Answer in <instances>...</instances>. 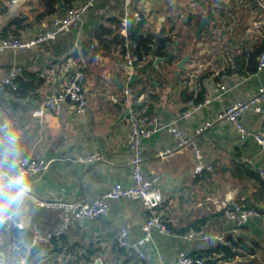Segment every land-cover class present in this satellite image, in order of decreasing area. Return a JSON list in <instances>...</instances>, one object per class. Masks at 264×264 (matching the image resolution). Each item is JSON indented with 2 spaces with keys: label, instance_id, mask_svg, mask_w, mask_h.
<instances>
[{
  "label": "crops",
  "instance_id": "crops-1",
  "mask_svg": "<svg viewBox=\"0 0 264 264\" xmlns=\"http://www.w3.org/2000/svg\"><path fill=\"white\" fill-rule=\"evenodd\" d=\"M95 3L81 26L70 33L29 51L0 53V82L15 67H22L17 83L25 96L11 88L0 89V178L4 173H15L20 159L41 154L47 168L31 180L34 197L49 202L91 201L116 182L131 184L133 153L127 139L129 115L121 100L124 88H133L132 108L138 115L155 113L166 125L178 119L190 99L201 101L206 94L214 95L216 87L227 86V93L204 111L178 121L191 140L198 126L215 120L217 111L236 101H248L264 86V70L257 72L258 55L264 51V24L256 26L262 14L256 0H149L146 7L142 0H135L132 5L144 12V22L137 25L131 21L126 27L121 22L125 0ZM177 7H182L179 14ZM57 9L49 16L45 0H0V39L42 32L52 16L61 17L66 12L59 4ZM209 9L214 10L215 18L197 36L196 29ZM199 13L202 18L197 17ZM140 38L147 41L146 48H141L149 60L141 64L151 62L153 69L148 71L146 82L130 84L123 54ZM169 38L165 57H160L161 44ZM169 53H173L174 65L157 70L154 58H166ZM186 56H190L187 70L180 71L175 64ZM141 64L133 74L143 72ZM73 68L85 72L88 111L76 114L74 104L66 99L58 114L33 117L48 96L61 91V75ZM261 107L262 113L249 111L244 115L246 128L252 133L264 131V102ZM8 133L17 138L15 150L5 151ZM198 139L206 162L214 167L202 178L193 176L196 161L192 147L176 149V138L168 129L154 133L144 143L145 171L161 178L166 196L156 214L171 232L154 234L153 241L143 248L145 259L118 243L124 229L128 244H135L142 225L151 217L139 200H116L107 220H78L63 236L38 250L28 244L32 243L30 229L38 228L42 234L56 232L63 222L61 212L38 207L31 198L19 197L12 202L10 198L16 194L6 192L0 195V204L9 198L5 214H12L25 229L0 224V264H96L98 259L99 264H159L160 256L175 263L181 251L199 255L216 249L202 239L191 243L183 240V233L199 228L211 235L224 233L228 239H244L246 244L252 239L263 242L264 217L252 219L234 232L235 224L222 210L256 203L254 195L260 180L264 181L260 174L264 172V157L254 139L242 141L232 126L218 123ZM94 153L102 160L84 163L78 159ZM247 157L253 160L250 168L244 163ZM257 204L264 210V204ZM25 248L29 250L20 251ZM233 251L238 254L233 259L216 251L208 259L212 264L246 260L237 247Z\"/></svg>",
  "mask_w": 264,
  "mask_h": 264
},
{
  "label": "built area",
  "instance_id": "built-area-1",
  "mask_svg": "<svg viewBox=\"0 0 264 264\" xmlns=\"http://www.w3.org/2000/svg\"><path fill=\"white\" fill-rule=\"evenodd\" d=\"M96 0H89L85 3H74L71 8L67 9L65 14L61 17L52 16L45 29L32 37L20 36L10 39H0V53L4 52H23L37 48L47 42H52L57 37L64 33H70L71 30L77 29L81 26L83 18L88 14L90 9L96 5ZM133 1L125 0L124 15L121 22L126 27L131 21L137 25L143 23L144 16L141 10L134 7ZM149 0H142L147 3ZM262 9L261 20L256 24L259 27L264 24V0H256ZM146 7V4H145ZM140 49L137 42L132 44L125 50L123 54L124 68L127 80L131 79L134 73L135 64H141L149 61L145 55L139 54ZM264 70V51L258 55L257 72ZM22 67H15L7 75H5L0 84V89L11 88L13 91L18 88L17 80L22 75ZM61 91L48 96L43 102L42 106L33 112V117H42L47 113L58 114L61 111L63 103L69 99L74 104L75 112L78 115H84L90 106L87 95L84 90L85 74L79 68H73L71 71H65L61 75ZM228 88L225 85H220L214 89V95H204L203 100L198 101L194 98L186 103L184 109L179 114L178 119L171 121L166 125L162 124L161 118L157 114L151 115H138L133 105V88L126 87L122 90L121 100L123 108L127 110L130 122V133L128 136V146L131 149L132 162H131V175L132 182L129 185H124L116 182L112 188L95 197V200H75L74 202H49L37 197H34L33 182L31 179L39 176L47 168L46 160L41 154L26 159H20L15 173H4L0 178V195L6 192L17 193L16 189L8 187V180L11 177L23 175L25 179V186L21 198H31L36 206L47 207L51 209H58L63 218L62 225L52 234H42L37 228H31L30 234L33 246H48L54 240L63 236L66 231L78 220H86L89 222H102L109 218L111 214L112 203L116 200H139L143 203L145 208L150 211L151 217L141 227V237L130 245L126 241V230H121L119 246L121 248L131 249L133 254L138 255L141 259H145L146 255L143 248L151 243L154 239L155 233L170 235L171 232L167 225L164 223L161 216L156 214V210L161 208L166 202L161 188V178L157 175H149L145 171V158L143 156V146L146 140L161 130L168 129L176 138V149H183L192 147V153L195 158L196 164L194 167L193 176L204 177L205 173L214 171L212 164L206 162V157L200 145L199 136L210 129L214 123L232 126L237 135L242 141L253 138L261 155L264 157V131L252 133L248 131L244 123V115L249 111L262 113V103L264 102V86L254 93L248 101H236L231 103L228 107L217 111L214 115L213 122H207L198 126L194 132L191 140L186 137L187 131L184 129L180 122L186 120L192 115L204 111L215 100L222 98L227 93ZM84 163H94V161H101V155L94 153V155L81 156L78 158ZM244 163L248 168L253 166L252 158H245ZM261 176L264 172L260 171ZM225 217L229 222L235 224L234 232L239 227L247 225L252 219H259L262 214L259 210L245 208L240 205H235L232 209L225 206L223 209ZM0 224L10 225L17 230L25 229L23 223L16 222L12 214H3L0 216ZM183 240L187 242H194V240L202 239L210 245H223L230 249H236L234 245L228 240L226 234H209L207 229L199 228L193 229L182 234ZM159 264H207L206 259L199 258L197 255L190 254L185 251L179 252V256L175 263H168L165 261L164 256H160Z\"/></svg>",
  "mask_w": 264,
  "mask_h": 264
},
{
  "label": "trees",
  "instance_id": "trees-1",
  "mask_svg": "<svg viewBox=\"0 0 264 264\" xmlns=\"http://www.w3.org/2000/svg\"><path fill=\"white\" fill-rule=\"evenodd\" d=\"M61 1L65 5V9L67 10V9L71 8V6L77 0H61ZM45 4H46V9H47L46 15L51 16V15L56 14V12L58 11V9H57V6H58L57 0H45ZM118 25H119L118 27L120 28L121 25H122L121 22L118 23ZM15 37H20V36H15ZM96 37L99 38V35L96 34ZM137 41H138V45L140 47L138 52H139V54L143 55L144 53H142V48L141 47L143 46L144 48H146L147 41H145L143 38H140ZM170 41L171 40L169 38V39H164V41L162 42L160 50H159L160 51L159 52L160 53V55H159L160 57H165V55H164L165 52H163V51L168 47ZM19 87L16 90H14V91H16L18 93L20 92V97H25L23 95V91H21L19 89ZM254 198H255V201H256L255 205L253 203L250 204L249 202H246L245 205H240V206H243V207L248 208V209H251V208L257 209L262 214V217H264V210L263 209H259V206L257 204L258 202H259V205H263L264 204V181L263 180L262 181L260 180L259 190L255 193ZM228 240L232 243V245L237 247L238 250H241L243 252V254H244V257H246V260L245 261H241L239 264H263V263H259V260H258L259 254L261 252L264 253V247H263V242L262 241L252 239L249 244H246L245 240L241 239V238L236 239V240L235 239H228ZM28 244H30L29 246H32V243H28ZM241 245H244L245 248H242ZM48 246L38 245V246H36L34 248H37L39 250L40 248L48 247ZM26 250H29V249L25 248V249L20 250V251L24 252ZM214 251H216V253H218V254L225 255L226 256L225 259H233L234 257H236L238 255V254L234 253V251L232 252V249L224 247L223 245L217 246L216 249H214L213 251L203 252V253H201L199 255H197V254L196 255L199 258L206 259L207 260V264H212V262L208 258H210V256L212 255V253Z\"/></svg>",
  "mask_w": 264,
  "mask_h": 264
},
{
  "label": "water",
  "instance_id": "water-1",
  "mask_svg": "<svg viewBox=\"0 0 264 264\" xmlns=\"http://www.w3.org/2000/svg\"><path fill=\"white\" fill-rule=\"evenodd\" d=\"M57 3L59 4V9L60 10H65V5L62 3L61 0H57ZM182 10V7H177L175 9V12L176 14H179L180 11ZM205 15H206V18H202V13H199L197 14V17H201L202 21L199 25V27L196 29V33H197V36L200 35V33L205 29V28H208V26L211 24V18H215V13H214V10L213 9H209L207 10V12H205ZM190 60V56H186V57H183L182 60H180L179 62H176L175 64V67L180 70V71H186L187 70V64ZM174 57H173V53H169L168 56L166 58H159V57H156L154 58V67L157 69V70H162L165 68H169L171 67V65H174ZM159 64L162 65V67L159 69ZM139 64H135V68L138 67ZM164 69V71H165ZM138 70V69H137ZM179 75V72H175V76H178ZM150 74L148 71H143V72H136L135 74H133L131 76V83L130 84H133L134 82H140V81H143V82H146L147 79L149 78ZM69 101V99H67ZM29 256H30V253L28 254V260H27V263L29 262ZM101 262V259H98L96 264L100 263Z\"/></svg>",
  "mask_w": 264,
  "mask_h": 264
},
{
  "label": "clouds",
  "instance_id": "clouds-1",
  "mask_svg": "<svg viewBox=\"0 0 264 264\" xmlns=\"http://www.w3.org/2000/svg\"><path fill=\"white\" fill-rule=\"evenodd\" d=\"M7 135H8L9 143L8 145L5 146V151L15 150L13 146L16 145L17 138L12 133H8ZM24 186H25V179L23 175L11 177L8 180V187L17 190L16 195L10 198L12 202H14L16 199L19 198L20 195L23 194ZM5 200H6V203L0 204V216H2L8 211L9 204L7 203V201L9 200V198H5Z\"/></svg>",
  "mask_w": 264,
  "mask_h": 264
},
{
  "label": "rangeland",
  "instance_id": "rangeland-1",
  "mask_svg": "<svg viewBox=\"0 0 264 264\" xmlns=\"http://www.w3.org/2000/svg\"><path fill=\"white\" fill-rule=\"evenodd\" d=\"M142 13H144V12L142 11ZM151 69H153V65L151 64V62L149 64H145V65L141 64L140 65L141 71H150ZM263 247H264V241H263ZM258 260H259V263L264 264V253L263 252H261L259 254Z\"/></svg>",
  "mask_w": 264,
  "mask_h": 264
},
{
  "label": "bare ground",
  "instance_id": "bare-ground-1",
  "mask_svg": "<svg viewBox=\"0 0 264 264\" xmlns=\"http://www.w3.org/2000/svg\"><path fill=\"white\" fill-rule=\"evenodd\" d=\"M85 73V72H84Z\"/></svg>",
  "mask_w": 264,
  "mask_h": 264
}]
</instances>
